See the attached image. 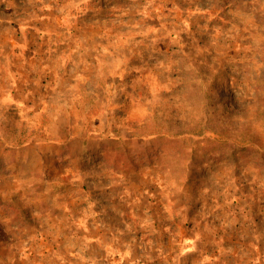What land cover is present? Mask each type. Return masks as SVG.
<instances>
[{
	"label": "rangeland",
	"instance_id": "rangeland-1",
	"mask_svg": "<svg viewBox=\"0 0 264 264\" xmlns=\"http://www.w3.org/2000/svg\"><path fill=\"white\" fill-rule=\"evenodd\" d=\"M107 175L153 264H264V0H0V264H88Z\"/></svg>",
	"mask_w": 264,
	"mask_h": 264
},
{
	"label": "crops",
	"instance_id": "crops-1",
	"mask_svg": "<svg viewBox=\"0 0 264 264\" xmlns=\"http://www.w3.org/2000/svg\"><path fill=\"white\" fill-rule=\"evenodd\" d=\"M115 179L114 176L107 175L105 186L95 193L97 197L101 195L103 198L94 199V202L93 200L90 201L91 204H95L92 211L96 218H86L85 214L90 211L84 213L81 210L74 220L76 225H80L82 229L85 226V230L90 231L89 235L81 234V238L91 249L90 255H94L86 262L88 264H153L154 259L167 254L165 247H169V245H166L164 241L153 242L151 238L149 239L148 233L139 230L137 221L142 222L145 218L148 222L149 216H152L153 220L156 214L152 213L149 216H143L140 213L130 214L128 210L129 199L135 194L127 187H123L122 192H120L122 198H116L113 184ZM134 211L137 213L139 209H134ZM118 216H130L134 223L124 227L117 225ZM77 236L79 235L72 236L71 240ZM67 240L70 239L59 237L57 241L65 243ZM80 250L77 251L76 247L71 248V254L77 256L76 252ZM78 254L82 255V253Z\"/></svg>",
	"mask_w": 264,
	"mask_h": 264
}]
</instances>
